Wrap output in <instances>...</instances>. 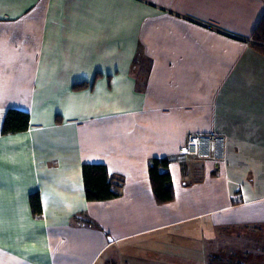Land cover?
Returning a JSON list of instances; mask_svg holds the SVG:
<instances>
[{
    "label": "crops",
    "instance_id": "1",
    "mask_svg": "<svg viewBox=\"0 0 264 264\" xmlns=\"http://www.w3.org/2000/svg\"><path fill=\"white\" fill-rule=\"evenodd\" d=\"M263 15L264 0H0V264L264 260L251 247L264 228ZM9 109L29 114L26 130L2 133ZM194 132L221 141L179 157ZM152 158L170 159L169 202ZM85 163L106 166L116 196L85 198Z\"/></svg>",
    "mask_w": 264,
    "mask_h": 264
},
{
    "label": "trees",
    "instance_id": "2",
    "mask_svg": "<svg viewBox=\"0 0 264 264\" xmlns=\"http://www.w3.org/2000/svg\"><path fill=\"white\" fill-rule=\"evenodd\" d=\"M253 39L264 42V15L253 32ZM77 87V85H74ZM29 123V114L17 109H9L4 117L2 133H15L26 130ZM168 158H152L148 164V176L151 182L155 199L158 203H166L173 199V187L169 173ZM85 198L88 201H104L116 196L113 189L115 180L108 174L103 164L85 163L81 166ZM29 205L34 215H41V202L38 192L29 195ZM75 219H78L76 217ZM82 222L91 224V220L80 218ZM79 219V220H80ZM83 224V223H82ZM249 253V252H248Z\"/></svg>",
    "mask_w": 264,
    "mask_h": 264
},
{
    "label": "built area",
    "instance_id": "3",
    "mask_svg": "<svg viewBox=\"0 0 264 264\" xmlns=\"http://www.w3.org/2000/svg\"><path fill=\"white\" fill-rule=\"evenodd\" d=\"M207 140H211L214 143L219 144V142L221 141V137L213 132H210L207 135L200 132L188 133L186 136L185 144L178 149L177 154L181 158L196 154L198 148Z\"/></svg>",
    "mask_w": 264,
    "mask_h": 264
},
{
    "label": "rangeland",
    "instance_id": "4",
    "mask_svg": "<svg viewBox=\"0 0 264 264\" xmlns=\"http://www.w3.org/2000/svg\"><path fill=\"white\" fill-rule=\"evenodd\" d=\"M259 231H264V228H260V229H257V228H255L254 229V236H255V239L254 240H256L254 243H252L251 244V247L254 249V250H258L259 248H261V247H263L264 246V242H261L262 240H261V238L262 239H264V237H261L260 239H256V235H258V232ZM260 237V236H259ZM262 262H264V260H261V262H260V260H259V263L260 264H263ZM258 263V264H259ZM254 264H256L255 262H254Z\"/></svg>",
    "mask_w": 264,
    "mask_h": 264
}]
</instances>
